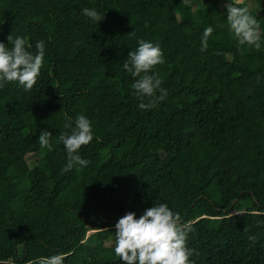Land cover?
Instances as JSON below:
<instances>
[{"label":"trees","instance_id":"16d2710c","mask_svg":"<svg viewBox=\"0 0 264 264\" xmlns=\"http://www.w3.org/2000/svg\"><path fill=\"white\" fill-rule=\"evenodd\" d=\"M178 1L0 0V42L45 44L32 89H0L2 264L53 253L64 264H120L115 223L159 203L189 225L192 264H264V43L237 45L227 0ZM250 1L264 31V0ZM84 8L104 18L93 23ZM141 39L164 59L153 71L165 98L147 111L137 105L161 93L141 101L138 77L122 69ZM81 114L93 128L79 150L89 163L66 171L58 137Z\"/></svg>","mask_w":264,"mask_h":264},{"label":"clouds","instance_id":"9594fccd","mask_svg":"<svg viewBox=\"0 0 264 264\" xmlns=\"http://www.w3.org/2000/svg\"><path fill=\"white\" fill-rule=\"evenodd\" d=\"M227 0L226 22L238 46L254 47L259 50L264 43V31L260 23L249 11V6H239ZM82 15L96 23L103 18L96 9L84 8ZM214 29L207 27L201 39V51L206 50L208 38ZM11 47L0 42V89L6 84L14 83L25 91L32 89L40 75L45 58V44L37 41L35 51L29 41L23 36L12 39L7 36ZM137 48L128 52L122 69L138 77L132 84L134 95L141 101L152 98L156 92L161 94L148 103L140 102V110H150L165 98V90L161 88L162 81L153 71L154 66L164 63L163 52L159 44H153L143 39L137 41ZM151 73V74H149ZM70 131L60 134L58 140L62 143L67 156L65 170L70 171L74 166L87 167L89 161L83 159L79 150L93 140V128L85 115H78L74 122L64 125ZM52 133L42 130L38 142L42 148L52 149L50 143ZM189 225L182 223L179 213L172 211L166 203L153 204L144 210L138 218L136 213L129 212L121 217L114 225V247L112 251L118 257L120 264H192L190 257L193 251L186 246ZM254 240V237H249ZM65 256L53 253L39 258V264H64ZM2 264V262H0Z\"/></svg>","mask_w":264,"mask_h":264},{"label":"rangeland","instance_id":"374dc122","mask_svg":"<svg viewBox=\"0 0 264 264\" xmlns=\"http://www.w3.org/2000/svg\"><path fill=\"white\" fill-rule=\"evenodd\" d=\"M175 1V0H174ZM244 1H246V0H242V3L244 2ZM249 2H248V6L249 7H252V4H253V2L252 1H250V0H248ZM176 2H178L179 3V1L178 0H176ZM235 214V213H234ZM114 238V237H113ZM113 238H111V239H109L106 243L107 244H111V241L113 240Z\"/></svg>","mask_w":264,"mask_h":264},{"label":"water","instance_id":"95a60500","mask_svg":"<svg viewBox=\"0 0 264 264\" xmlns=\"http://www.w3.org/2000/svg\"><path fill=\"white\" fill-rule=\"evenodd\" d=\"M124 215H126V213H124L121 217H123Z\"/></svg>","mask_w":264,"mask_h":264}]
</instances>
